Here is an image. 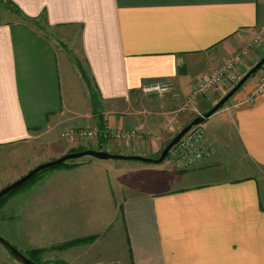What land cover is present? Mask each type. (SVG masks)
I'll use <instances>...</instances> for the list:
<instances>
[{
  "label": "crops",
  "instance_id": "crops-1",
  "mask_svg": "<svg viewBox=\"0 0 264 264\" xmlns=\"http://www.w3.org/2000/svg\"><path fill=\"white\" fill-rule=\"evenodd\" d=\"M263 25L264 0H0V151L47 145L51 155L34 156L36 164L81 148L155 160L204 97L216 93L215 105L236 85L193 99L223 60L244 51L234 70L242 78L264 56V41L253 45ZM81 71L100 115L92 114ZM252 79L230 111L205 121L210 158L145 183L120 179V187L114 160L84 157L48 170L4 203L0 236L24 256L46 250L44 264H264V94L241 104ZM168 83L164 98L144 91ZM89 129L97 136L61 138ZM108 129L131 136L104 139ZM233 138L239 151L227 166ZM44 183L54 184L50 202H39ZM0 264L16 262L0 250Z\"/></svg>",
  "mask_w": 264,
  "mask_h": 264
},
{
  "label": "rangeland",
  "instance_id": "rangeland-1",
  "mask_svg": "<svg viewBox=\"0 0 264 264\" xmlns=\"http://www.w3.org/2000/svg\"><path fill=\"white\" fill-rule=\"evenodd\" d=\"M56 34H58L57 32H55V35ZM73 37L76 39V37H77V33H73ZM74 39V40H75ZM58 45H62V47H66L65 46V43L64 42H60V43H58ZM75 51V50H74ZM263 57V56H262ZM261 57V58H262ZM260 58V59H261ZM256 60H257V56H256ZM255 60V61H256ZM235 74H236V72L234 71V73L231 75V77L230 78H228L227 80H225V84H224V86H227V85H229V83H231V85L233 86L234 84H236L241 78V76L239 77V78H235L234 76H235ZM262 74H264V65L261 67V69L258 71V73H256V74H254V76L253 77H251V79H250V81L240 90L241 92H243V90H248L249 89V87H250V85H251V83L253 82V79L252 78H258V81L260 80V78H261V76H262ZM239 79V80H238ZM258 81H257V83H258ZM231 85H229V86H231ZM257 85V84H256ZM256 85L253 87H251L252 88V90L249 92V94H251L255 89H256ZM223 86V87H224ZM231 86V87H232ZM220 86H216L215 88L216 89H218ZM214 88V89H215ZM231 88H229V90H230ZM228 90V91H229ZM227 93V92H226ZM216 94V93H215ZM214 94V92H212V93H210L209 95H207L208 96V98H206V97H204V99L201 101L202 102V104L200 103V106H202L201 108H200V113L198 114L197 113V111L195 112V111H193V112H191V113H189V117H190V122L195 118V117H197V116H200V115H202V111H203V108H206V107H208L207 105H209V104H211V102H209V100H210V98L212 97V96H214L215 95ZM237 96V95H236ZM250 96V95H249ZM248 96V97H249ZM223 97V96H222ZM221 97V98H222ZM247 97V98H248ZM236 98V99H235ZM247 98L243 101V102H245L246 100H247ZM220 99V98H219ZM237 100H239V98L238 97H232L226 104H225V106L221 109V110H225V111H230V108L232 107V105H235L237 102H239V101H237ZM214 102H213V100H212V104L211 105H209L210 107H212L214 104H213ZM228 107H230V108H228ZM197 108H199V104H197ZM201 126V127H200ZM199 126V128L202 130V131H204L205 132V129H203L204 127L203 126H205V122L202 124V125H200ZM208 127H206V129H207ZM208 130V129H207ZM201 131V132H202ZM205 134V133H204ZM61 138H62V136H61ZM222 146V145H221ZM220 146V147H221ZM227 147V146H226ZM215 148H217V146H215ZM228 148H230L231 149V151H233L234 153L233 154H231V155H228V152H227V154H226V159L223 157V160H222V162L224 163V164H226L227 166H229L230 164L232 165L233 163H231L232 161H234L233 160V158H235L234 156V154H237L236 152H238L239 150H238V143L236 142V140L233 138V140L231 139V144H230V146L228 147ZM218 149H219V147H218ZM84 150H87V148H81V149H79V150H77L76 152H81V151H84ZM50 151H51V149L50 148H48V146L47 145H38V144H36V145H28V146H26L25 148H23V147H17V151L15 150L13 153H11V154H8L7 152H4V151H0V175L1 174H8V178L10 177V179L9 180H11V179H14V181L13 182H15L16 180H18V179H20L21 177H23L24 175H26L28 172H30L32 169H34L35 167H37V166H39V165H41V164H44V163H47V162H50V161H54V160H42V162L41 163H38V164H36L33 160H32V158L34 157V156H38V155H42V154H44V153H46V154H44L43 156H49V155H51L50 154ZM221 151V153L220 154H222V153H224V152H226V151H223V150H221V149H219V152ZM31 153V154H30ZM33 154V155H32ZM223 156H224V154H223ZM233 157V158H232ZM175 158L177 159V156H175L173 153L170 155H168V157L162 162V163H160V164H155V165H152V164H146V163H144V164H140V163H136V162H133V163H135V164H131V163H129L130 161H109V163L110 164H113V167L111 168L112 169V172H111V175H112V180L114 181V182H117V185H118V187H120L119 185H120V179H125L126 181H131V180H134L133 182H130V184H140V183H145L147 180L145 179L146 177H157V175H159V173H161V175H159V176H167V175H169V172H174L175 173V170L177 171V172H182V171H186V170H188V169H184L182 166H180L179 164H177V163H175ZM232 158V159H231ZM5 159V160H4ZM149 159V158H148ZM56 160V159H55ZM47 161V162H46ZM74 161V160H73ZM68 162H70V161H68ZM26 163V164H25ZM10 164H12V165H14L15 164V167L13 168V167H11V165ZM21 164H23L24 166L23 167H21L20 165ZM131 164V165H130ZM8 165H9V167L11 168H9L8 167ZM4 166L6 167V168H4ZM19 166H20V168H19ZM135 166V167H134ZM121 167L123 168L122 170H121ZM132 168H144V170L145 171H135V172H133L132 171ZM14 169H18V170H16L15 172H16V174H14V172H13V170ZM55 169V168H54ZM51 170V169H50ZM48 171V170H47ZM47 171H44V172H42V173H40L39 175H38V177L40 176V175H42L43 173H45V172H47ZM179 174H181V173H179ZM3 178V177H2ZM16 179V180H15ZM8 180V181H9ZM6 180H4V182L3 181H1V177H0V184H2V186L3 185H5L6 183H10V182H5ZM12 182V181H11ZM12 182V183H13ZM113 182V187H114V189L116 190V189H118V188H116V185H115V183ZM33 183V182H32ZM31 183V184H32ZM11 184V183H10ZM48 184V183H47ZM41 184V186H42V190L43 191H41L42 192V197H44V195H47V197L46 198H40V200H39V202H41V201H43V200H54L55 199V189H54V191H53V186H54V184L52 183V184ZM27 185V184H26ZM47 185V186H46ZM30 186V184L29 185H27V186H23L24 188H22V189H20V190H16V192H14L12 195H10L7 199H6V201L9 199V198H11L13 195H15V194H17V193H19V192H21V190H23V189H25V188H27V187H29ZM38 190H40V187H39V189ZM118 196H119V194H118ZM6 201H4L2 204H0V209L3 207V205H4V203L6 202ZM80 201V204L81 205H83V203H81V201H83V200H79ZM50 202V201H49ZM82 214V213H81ZM49 215H50V217L53 219L52 221L55 223V221H54V217H55V207L53 206L51 209H50V213H49ZM82 216V215H81ZM72 227H74V226H72ZM80 227L81 228H83L84 227V225L81 223V225H80ZM13 228H14V225H13ZM55 232V228H54V231H52V232H50V234H53ZM55 236H56V232H55ZM1 237V236H0ZM4 239V238H3ZM6 241V240H5ZM83 245H86V244H83ZM53 247H51L50 249H52ZM70 248V247H69ZM0 250H1V252L3 253V254H5V256H7V257H9L10 258V260H14V262H16V264H20L16 259H14L13 258V256L12 255H10L1 245H0ZM54 250V249H53ZM27 255V254H26Z\"/></svg>",
  "mask_w": 264,
  "mask_h": 264
},
{
  "label": "built area",
  "instance_id": "built-area-1",
  "mask_svg": "<svg viewBox=\"0 0 264 264\" xmlns=\"http://www.w3.org/2000/svg\"><path fill=\"white\" fill-rule=\"evenodd\" d=\"M264 41V25L257 32L253 45L262 44ZM245 52L227 58L221 62L218 68L215 70L214 74L207 80L200 83L194 92L193 99L201 98L209 93L215 86L222 87L225 80L231 77L235 70V66L241 60V55ZM145 92L151 94H157L159 98H164L166 93L172 91V85L170 83L166 85H153L144 89ZM264 94V74H262L260 80L256 85V89L250 94L245 102L241 104H249L256 100L257 97ZM199 128V126L191 129L186 133L178 143L171 149L170 155L173 153L177 156L175 158V163L182 166L184 169H189L194 167L196 164L210 158L213 154V146L210 141L206 138L204 132ZM97 136V131L95 130H79L75 132H66L62 135V138L66 140L80 139L88 140ZM131 136L130 133H122L115 130H105L103 133L104 139H122Z\"/></svg>",
  "mask_w": 264,
  "mask_h": 264
},
{
  "label": "water",
  "instance_id": "water-1",
  "mask_svg": "<svg viewBox=\"0 0 264 264\" xmlns=\"http://www.w3.org/2000/svg\"><path fill=\"white\" fill-rule=\"evenodd\" d=\"M264 65V56L236 83V85L227 92L210 110L205 112L204 114L197 116L194 118L189 124H187L172 140L171 142L163 149L160 156L157 159H148L141 156H123V155H115L110 154L104 151H95V150H84L81 152L69 153L66 154L54 161H50L44 164H41L26 175L16 180L15 182L5 186L0 190V198L8 193L14 191L15 189L21 187L30 181L37 174L42 173L44 171L54 169L59 167L60 165L73 160H78L84 157H90L98 160H114V161H134L146 164H160L162 163L170 153L171 149L178 143V141L191 129L202 125L207 119L220 111L225 104L232 98V96L251 78L252 75L257 73L259 69ZM81 77L86 85L90 96L92 114L97 116L101 114V106L99 104L98 96L93 89L90 80L86 76L85 72L81 71ZM0 245L13 256L20 264H36L29 260L26 256H24L21 252H19L16 248L10 245L7 241H5L2 237H0Z\"/></svg>",
  "mask_w": 264,
  "mask_h": 264
},
{
  "label": "trees",
  "instance_id": "trees-1",
  "mask_svg": "<svg viewBox=\"0 0 264 264\" xmlns=\"http://www.w3.org/2000/svg\"><path fill=\"white\" fill-rule=\"evenodd\" d=\"M253 67V66H252ZM261 69V68H260ZM259 69V70H260ZM256 74V73H255ZM254 75H252L251 77H253ZM241 89V88H240ZM239 89V90H240ZM212 107L208 106L206 108L203 109L202 111V114H204L205 112H207L208 110H210ZM187 125V124H186ZM184 125L182 127V129L186 126ZM75 153V152H74ZM75 161V160H74ZM74 161H70V162H66L62 165H60L59 167H72L74 166L73 165V162ZM58 168V167H57ZM40 174V173H39ZM37 174L35 177H33L30 181H28L26 184L29 185L31 184L32 182H34L37 178H38V175ZM26 184L22 185L21 187L15 189L14 191L8 193L7 195H4L3 197L0 198V204H2L4 201H6V199L12 195L14 192H16V190H20L22 188H24L25 186H27ZM24 186V187H23ZM94 237H91V238H85V239H80V240H75V241H72V242H69V243H65V244H62V245H59L57 247H53L52 249H66V248H69V247H72V246H77V245H83V244H89L91 242L94 241ZM46 250L44 249H38V250H29L27 253V255L25 254V256L31 260L32 262L36 263V264H44L42 261H41V256L42 254L45 252ZM11 255V254H10Z\"/></svg>",
  "mask_w": 264,
  "mask_h": 264
}]
</instances>
